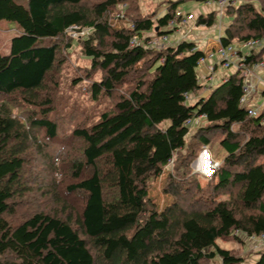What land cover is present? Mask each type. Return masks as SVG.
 I'll return each mask as SVG.
<instances>
[{
	"label": "trees",
	"instance_id": "trees-1",
	"mask_svg": "<svg viewBox=\"0 0 264 264\" xmlns=\"http://www.w3.org/2000/svg\"><path fill=\"white\" fill-rule=\"evenodd\" d=\"M121 1L0 0V21L21 27L10 54L0 53V264H204L217 256L224 264H240L243 257L218 239L264 234V110L254 117L240 104L242 71L191 102L204 88L199 71L204 50L186 38L162 49L148 41L152 33L174 32L168 24L181 0H169L167 12L156 18L116 27L111 20ZM223 12L232 21L220 46L264 39V4L258 8L249 0ZM217 15L201 13L196 21L211 27ZM127 17L125 11L123 20ZM72 27L90 30L83 50L92 60L90 71L103 72L93 83L94 95L119 96L99 121L73 130L80 156L71 162L68 193L82 203L66 198L60 213L37 209L13 224L8 215L17 213L16 203L30 190L27 161L34 150H29L42 147V133L51 141L60 131L51 116L52 86L61 66L60 40ZM134 37L145 44L133 46ZM260 61L264 47L247 58L249 64ZM19 98L39 109L20 111ZM200 116L207 122L196 133L203 148L217 133L225 152L222 165L207 176L211 192L188 205L177 198L159 211L149 198L150 181L185 148L192 127L187 121ZM166 120L170 124L162 127ZM198 157L193 152L180 165L190 169ZM173 184L171 179L169 191L183 197L182 187ZM258 255L255 264H264V248Z\"/></svg>",
	"mask_w": 264,
	"mask_h": 264
},
{
	"label": "rangeland",
	"instance_id": "rangeland-1",
	"mask_svg": "<svg viewBox=\"0 0 264 264\" xmlns=\"http://www.w3.org/2000/svg\"><path fill=\"white\" fill-rule=\"evenodd\" d=\"M95 1V0H91ZM249 0H242V2ZM255 3L256 7L261 8L264 4V0H251ZM206 1L202 0H181L179 7L186 12H192L202 10ZM126 6V14L128 17L126 20H118V17H114L111 21L116 27H123L130 23L135 18L140 17H157L167 12L169 7V0H123L120 2L118 9ZM206 11L209 15L215 3L208 4ZM215 18V26L209 27L207 24H199L198 21L191 22L189 24H182V34L187 35L189 38L199 36L203 31H208L206 36L207 41H218L219 36L224 33V30L230 25L232 21V15L224 12H218ZM232 14V13H231ZM197 20V19H196ZM89 29L78 32L77 30L68 31L64 38L60 40L62 43V50L59 54L61 65L55 75L56 82H49V85L53 83V100L55 110L51 116L59 123V134L56 138L48 141L43 139L44 133H42V140L39 144L42 145V150L39 146L36 149H30L32 152L31 160L28 159L27 166L29 171L27 172V185L29 191L26 193L23 201L17 206V213L8 215V218L13 224L19 223L22 218L35 210L51 211L53 213L59 212L61 206L66 198L71 200V204H75L76 201L82 203V199L78 195H70L68 193V187L74 182L72 176V164L73 159L80 156V145L78 140L73 136V130L76 127L90 126L100 120L101 115L113 109L117 102L118 95L108 96L103 92L99 97L94 95L93 83L100 81L103 77L101 70L91 72L92 60L87 57L83 50V39L89 33ZM191 32V33H190ZM21 33V27L14 21L3 19L0 21V53L8 55L11 52L12 39ZM153 36L148 38V41L153 39H159L160 37L156 33H152ZM175 37V31L170 32L169 36ZM83 37V38H82ZM177 38V37H176ZM141 43L145 44L144 39H141ZM164 45H170L163 40ZM150 45V44H149ZM210 45V44H207ZM235 46H243L242 42H235ZM163 46H152L156 49H162ZM218 44L211 42L210 49L215 50L218 48ZM205 48V46H204ZM209 49V50H210ZM209 52V51H208ZM223 67V66H222ZM220 66V68H222ZM219 71L217 73L220 72ZM199 67V71H200ZM222 70V69H221ZM216 71V70H215ZM213 72V74L215 73ZM206 74V72H204ZM203 71L200 72L201 77L204 75ZM131 81V79H129ZM201 81L206 86L207 83L214 80H208L201 78ZM211 82V83H212ZM132 84L130 82L121 86L122 91H126ZM211 86V85H210ZM214 85H212L213 87ZM209 88V87H207ZM207 88L201 89L197 92L195 98H192L193 102L197 98H200L205 93ZM20 105V111H26L27 109H39V105L28 103L21 98L15 100ZM18 110H16L17 112ZM30 113V112H29ZM27 113L26 115H29ZM34 114V113H32ZM197 124L192 125L190 134L187 137V144L184 149L176 153L171 160L170 164L166 166L163 173L151 179L149 186V198L155 207L162 211L169 205L173 204L177 198H180V203L184 205L190 204L194 199L200 197H206L209 195L212 189V181L208 180L209 166L207 160L202 156V152L208 149V153L211 154V160H218L222 165L225 152L220 146V135L215 133L211 137L212 145L209 148L204 147L202 142L196 136L199 127L206 125V121L196 120ZM170 124V120L164 121L161 126L165 127ZM46 141V142H45ZM198 152L199 157L195 159L189 168L184 165H180L183 160H190L191 153ZM209 162V163H210ZM188 170V171H187ZM173 179L175 184L182 187V196H176L172 194V186L169 182ZM189 186V191L185 193V187ZM71 197V198H70ZM221 197V196H219ZM76 199V201H72ZM193 199V200H192ZM244 241V242H243ZM243 241H240L234 236L218 239V243L221 247L231 250V252L237 256L243 257V262L240 264H255L258 258V252L262 249L261 240L259 237L249 238L245 237ZM204 264H224L223 260L217 256L214 259L207 260Z\"/></svg>",
	"mask_w": 264,
	"mask_h": 264
},
{
	"label": "built area",
	"instance_id": "built-area-1",
	"mask_svg": "<svg viewBox=\"0 0 264 264\" xmlns=\"http://www.w3.org/2000/svg\"><path fill=\"white\" fill-rule=\"evenodd\" d=\"M208 3H215L218 7V10L220 12H223L228 7H234L238 6L242 3V0H207ZM125 4L123 7H121V11L117 14L118 20L124 19L125 11H126ZM198 17V14L194 12H186L182 8L178 6L176 9L175 17L169 21L168 28L173 30H179L182 24H189L191 22H195ZM133 26V23L131 24ZM76 28L72 27L71 29ZM159 39H153V41H150L149 44L153 46H162L163 40H168V35H165L163 37H160ZM243 46L241 48H238L234 44H231L229 46H218L216 51L206 54L203 58H201L199 62L200 69L205 68L206 74L202 76L203 78H206L207 80L212 79V74L216 69L217 65L223 66L225 69L229 70H241L242 75L245 76V85H244V91L242 98L240 100V104L248 109V113L251 116L257 117L260 116L264 110V89L262 90V93L257 88L258 84L256 80H263L264 76H259L258 71L261 69H264V61L256 62L253 64H249L247 62L248 56L251 54L252 51L260 50L262 47H264V39H250L248 41L242 42ZM131 44L133 46L141 44V40L138 37H134L131 41ZM200 72H202L200 70ZM208 73V74H207ZM201 77V78H202ZM264 86V82H263ZM205 86L204 88H206ZM211 87V86H209ZM256 95H261L263 101L261 104H257L255 97ZM190 98H193L190 96ZM202 116L190 119L187 121L189 125L197 124L196 120L201 121ZM220 162L218 160H213V162H210L209 166V175H212L216 169L220 167ZM259 237L261 240L262 248H264V234L260 236H251L249 237L254 238Z\"/></svg>",
	"mask_w": 264,
	"mask_h": 264
},
{
	"label": "crops",
	"instance_id": "crops-1",
	"mask_svg": "<svg viewBox=\"0 0 264 264\" xmlns=\"http://www.w3.org/2000/svg\"><path fill=\"white\" fill-rule=\"evenodd\" d=\"M202 1H206V3H208V1L207 0H202ZM206 3L203 5V8H202V10L200 11V10H197V11H192V12H194V13H196V14H201V13H204V14H208V11H206V7H208V5H206ZM208 4H211L212 5V3H208ZM212 10L213 11H210V12H215V11H218L219 12V10H218V7H217V5L215 4V6H213V8H212ZM219 15V14H218ZM215 26V24L212 26V27H214ZM175 31V37H172L171 38V35L169 36L168 35V40L166 41L167 43H169L170 45H174V44H177L179 41H181V40H183L184 38H186V39H188V40H194V41H196L197 43H198V47L200 48V49H203L204 50V52L206 53V54H209V53H212V52H214L215 50H212V48L210 49L209 47H210V45H211V42H214V44H218L219 43V46H220V40H218V41H207V40H205L206 39V36L208 35V31H203L202 33H200V35L199 36H195V37H192V38H189L188 37V34L187 35H185V34H182V30H181V28L179 29V30H174ZM191 33V32H190ZM222 34H223V31H222ZM221 34V35H222ZM221 35L218 37L219 39H220V37H221ZM177 37V38H176ZM207 44H210V45H207ZM204 46H205V48H204ZM209 46V47H208ZM238 48H241V46L239 47V46H237ZM210 49V50H209ZM209 51V52H208ZM220 66L221 65H217L216 66V71H215V73L214 74H212V79H210V80H214V83L212 82V81H210V80H208L207 82H209L210 81V83H207V87H209L210 85L212 86V85H217V84H219L220 82H222L223 80H224V78L225 77H227V75H229L231 72H234L235 70L233 69V70H227V69H225L224 67H222V68H220ZM218 68H220V72L219 73H217L218 71H219V69ZM222 69V70H221ZM207 70V69H206ZM206 70H205V68H203V69H201V71H203V72H206ZM218 70V71H217ZM208 74V73H207ZM258 75L259 76H264V69H260L259 71H258ZM257 81V84H258V86H257V88L260 90V92L262 93V90L264 89V86H263V80H256ZM212 82V83H211ZM206 85L204 84V87H205ZM205 90H207L205 93H203L201 96H203V97H206L208 94H209V92H210V90H211V87H209V88H207V89H205ZM195 96L196 95H192V97L193 98H195ZM255 100H256V102H257V104H261V102L263 101V99H262V97H261V95H256V97H255ZM202 121H203V119H202ZM205 158L206 160H207V162H208V164H210L209 162H210V160H211V154H210V152L208 153V149H206V150H204L203 152H202V156H201V159L202 158Z\"/></svg>",
	"mask_w": 264,
	"mask_h": 264
}]
</instances>
